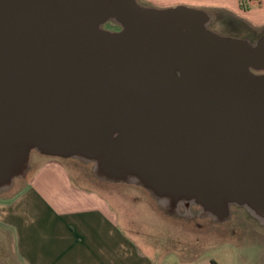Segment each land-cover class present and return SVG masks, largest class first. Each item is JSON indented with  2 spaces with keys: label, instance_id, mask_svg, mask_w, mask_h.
Returning a JSON list of instances; mask_svg holds the SVG:
<instances>
[{
  "label": "water",
  "instance_id": "1",
  "mask_svg": "<svg viewBox=\"0 0 264 264\" xmlns=\"http://www.w3.org/2000/svg\"><path fill=\"white\" fill-rule=\"evenodd\" d=\"M196 6L0 0V195L32 152L147 190L168 216L264 224V34ZM111 25L116 29H108Z\"/></svg>",
  "mask_w": 264,
  "mask_h": 264
},
{
  "label": "crops",
  "instance_id": "2",
  "mask_svg": "<svg viewBox=\"0 0 264 264\" xmlns=\"http://www.w3.org/2000/svg\"><path fill=\"white\" fill-rule=\"evenodd\" d=\"M231 1L194 3L236 16L246 32L264 30V0ZM68 161L39 154L20 189L0 195V264H220L199 255L161 263L146 253L106 193L78 184Z\"/></svg>",
  "mask_w": 264,
  "mask_h": 264
},
{
  "label": "rangeland",
  "instance_id": "3",
  "mask_svg": "<svg viewBox=\"0 0 264 264\" xmlns=\"http://www.w3.org/2000/svg\"><path fill=\"white\" fill-rule=\"evenodd\" d=\"M139 1L144 5L160 8L179 4L195 6L194 2H199V0ZM231 3H234V0ZM206 10L215 16L211 29L219 34L234 37L248 35V32L241 28V24L231 25L225 22L226 17L232 14L211 8ZM251 34L256 40L264 34V30L261 32L252 30ZM38 155L39 153L32 152L31 158ZM66 160H69L74 180L87 188L106 193L111 203L120 211L121 227L142 250L161 263L193 260L199 255L198 257L214 258L220 264H264V224L246 209L232 207V216L224 223H216L212 218L201 217L199 207H193L190 212L182 209L181 216L171 217L159 208L158 203L144 188L98 180L93 175L91 164H83L74 159ZM33 168L34 166L29 167V174L27 172L23 179H16L15 188L8 195L20 189ZM5 194L6 192L1 195Z\"/></svg>",
  "mask_w": 264,
  "mask_h": 264
},
{
  "label": "flooded vegetation",
  "instance_id": "4",
  "mask_svg": "<svg viewBox=\"0 0 264 264\" xmlns=\"http://www.w3.org/2000/svg\"><path fill=\"white\" fill-rule=\"evenodd\" d=\"M226 23H229V24H233L234 23V25H235V23L236 24H241L240 26H242V27H244V25H245V23L242 21V20H240V19H238L236 16H229V17H226V21H225ZM107 28L108 29H118V28H115V27H111V26H109V25H107ZM249 36H253L252 34H251V32L249 31L248 32V38H250ZM251 39V38H250Z\"/></svg>",
  "mask_w": 264,
  "mask_h": 264
},
{
  "label": "trees",
  "instance_id": "5",
  "mask_svg": "<svg viewBox=\"0 0 264 264\" xmlns=\"http://www.w3.org/2000/svg\"><path fill=\"white\" fill-rule=\"evenodd\" d=\"M109 26H111V25H109ZM111 27H113V26H111ZM116 28V27H115ZM237 37H239V36H237ZM241 37V36H240ZM243 37H247L248 38V35H243ZM252 40H254V38H253V36H249Z\"/></svg>",
  "mask_w": 264,
  "mask_h": 264
}]
</instances>
